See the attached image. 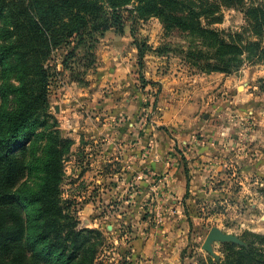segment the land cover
Wrapping results in <instances>:
<instances>
[{"label":"rangeland","instance_id":"obj_1","mask_svg":"<svg viewBox=\"0 0 264 264\" xmlns=\"http://www.w3.org/2000/svg\"><path fill=\"white\" fill-rule=\"evenodd\" d=\"M117 15L48 61V111L72 142L62 197L101 234L97 263L141 264L131 243L170 235L179 264L264 250V0H136ZM212 228L232 240L204 248Z\"/></svg>","mask_w":264,"mask_h":264},{"label":"trees","instance_id":"obj_2","mask_svg":"<svg viewBox=\"0 0 264 264\" xmlns=\"http://www.w3.org/2000/svg\"><path fill=\"white\" fill-rule=\"evenodd\" d=\"M132 1L0 0V264H98L101 234L79 228L62 197L72 142L48 111V61L59 47L93 42ZM250 245L227 264H264V250Z\"/></svg>","mask_w":264,"mask_h":264},{"label":"crops","instance_id":"obj_3","mask_svg":"<svg viewBox=\"0 0 264 264\" xmlns=\"http://www.w3.org/2000/svg\"><path fill=\"white\" fill-rule=\"evenodd\" d=\"M166 114H168V113L166 112L165 115ZM192 123L189 124V127L192 126ZM201 127L202 126H198L197 129H199ZM192 129H194V128H192ZM165 130L167 131L168 128H165ZM192 131L183 132L186 144H189L191 142L190 134ZM166 134H168V133H166ZM156 139H157L156 150L158 149V151L160 153L161 148H163L162 152L164 153L165 150L167 149V147H166L164 141L162 140L163 136L160 132H157V138ZM185 174H187L186 170H185ZM178 176H176V177H178ZM177 182L179 183L178 179L173 180L172 186L174 188H178ZM178 189L180 191V187ZM189 221H191V227L189 226ZM187 224H188V228L190 229L189 233L192 235V232H194V230L196 229L195 222H194V220H192L189 217ZM176 237H177V235H174V237H173V235H170L167 239H165V241L167 242L166 244L161 242V240H159V239H157L155 242H153L150 238H144V239H141L140 242H139V240L133 241L131 243V245L138 247L137 250L133 249V252H134L135 256L139 255V260L141 258V261H140L141 264H179V261L177 260V256H176L177 255L176 250L174 251L175 243H174L173 239H175ZM157 241L162 244V249H161L162 251L161 252L155 251V243ZM164 247L167 248L166 252H164L165 251V249H163Z\"/></svg>","mask_w":264,"mask_h":264},{"label":"water","instance_id":"obj_4","mask_svg":"<svg viewBox=\"0 0 264 264\" xmlns=\"http://www.w3.org/2000/svg\"><path fill=\"white\" fill-rule=\"evenodd\" d=\"M231 240V237L224 235L217 228H212L206 236L203 247L208 248L212 242H227Z\"/></svg>","mask_w":264,"mask_h":264}]
</instances>
